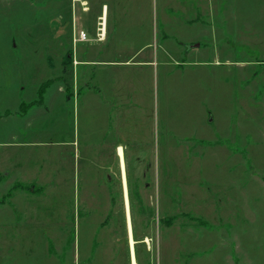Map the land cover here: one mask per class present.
<instances>
[{"label":"rangeland","instance_id":"374dc122","mask_svg":"<svg viewBox=\"0 0 264 264\" xmlns=\"http://www.w3.org/2000/svg\"><path fill=\"white\" fill-rule=\"evenodd\" d=\"M87 1L75 31V0H0V112H18L20 100L48 108L31 107L4 131L41 143L37 181L44 173L60 182L57 201L53 184L16 183L45 197L11 206L0 186V223L9 224L0 264H130L121 187L110 175L106 202L102 168L118 143L127 147L138 264H264V0ZM75 53L96 62L94 97L83 96L84 67L73 85ZM130 59L131 67L111 63ZM113 82L125 90L120 121L114 111L106 126L101 100ZM23 169L10 179L36 178L35 166Z\"/></svg>","mask_w":264,"mask_h":264},{"label":"crops","instance_id":"0c3cea01","mask_svg":"<svg viewBox=\"0 0 264 264\" xmlns=\"http://www.w3.org/2000/svg\"><path fill=\"white\" fill-rule=\"evenodd\" d=\"M76 6H71V25L73 22L74 25V29L76 31V27H77V11L78 9H80V13L81 14H86L90 12V8H89V2L87 0H75ZM77 3L79 4V6H77ZM108 10V9H107ZM103 16L106 17L105 15V6L104 4L102 5V14L100 16L96 17L95 22H98V36L99 39L96 37L93 38V41L96 42H100V43H104L106 41L107 38V30H105V32L103 31V29H101L100 27V21L101 19H103ZM58 18L60 19L61 16L58 15ZM61 22V21H60ZM60 24V23H59ZM72 25V26H73ZM107 28V25H106ZM83 30V31H82ZM102 30V31H101ZM80 31H82L83 33L86 34V32L84 31V29H81ZM58 33L55 34V38L58 39V37H60L62 35V31L61 29L59 31H56ZM92 33V32H91ZM60 35V36H59ZM87 38V37H86ZM58 41H60L58 39ZM87 40H84L82 42H86ZM81 43V42H80ZM87 53V52H86ZM82 54V56L80 57V59H76V55L77 53H75L74 57H75V64H74V69H75V73H74V84L73 85H77V70H79V68L84 67V72H82L81 76L85 79V88L86 90L84 91L83 96H92L94 97V95L99 93L98 90V86L93 84L92 81V72L90 71L89 67H91L93 64H95L96 62L93 59H89L87 54ZM139 51L136 53L138 54ZM84 58V59H82ZM113 64H117L118 66H128L131 67L130 65H132V61L130 60H126L124 62H111ZM145 64H150V63H138V65L140 66H145ZM116 65V66H117ZM78 67V68H77ZM88 69H87V68ZM115 82H113V84H111L109 87V90H112V94H109L110 96H107L105 98V101L101 100V116H102V121L105 122V125L108 126V124H110L111 121V113H113L115 111V116L113 117V122L115 124L120 120H118L119 116H120V110L119 107L122 103H119L120 98L122 96L121 92L123 90H125V86L120 84L116 85L114 84ZM57 91L59 92V94L63 97L64 101L67 102L69 105L71 104H75V100L77 101V99H75L74 101L70 99V101L66 98L65 93H64V89L61 87H57ZM116 100H117V104H116ZM35 101L28 103L23 102L22 100H20L19 103V108H18V112H14V113H10L8 110H4L0 112V127L3 125V133L0 132V136L3 134V137H0V174H3L5 180L4 182L0 183V186H5V188H7V190L5 191V193L9 196H7L6 201L9 203L8 205L11 206L12 201L20 196L23 199L27 198H31L34 200H39L40 198L43 199V197H45L44 195H31V196H26V194H24V192H22L21 190L18 191L17 189H14L15 184L16 183H36V185L40 186V187H45V186H49L51 184L54 185L53 187V195L52 198L57 201V198H59V194H58V186L60 182H58L57 180L52 181L53 179H51L50 177L48 179H43L42 177L44 175V173H42V177L41 180L37 181V177L39 176V170L37 167V160L35 163L36 159L35 157H37L39 159V151L37 150L39 148V146L41 145V143L39 142H35V141H29L27 138V133L24 132L22 130H20L19 132H10V131H4L7 127L9 122L15 118V119H21V120H25L27 113L29 112L30 108L32 107L34 109V111H36V113L41 114L43 111H46L47 105L42 104V106L39 107H33L30 106L31 103H33ZM78 102V101H77ZM124 103V102H123ZM110 104V105H109ZM113 104V109H112V105ZM30 106V107H29ZM118 109V111H117ZM130 112V111H129ZM118 113V114H117ZM131 113V112H130ZM118 115V118H117ZM131 115V114H130ZM132 117V115H131ZM130 117V118H131ZM106 128V127H105ZM109 132H112L110 130V127L108 128ZM111 134V133H110ZM109 137H107V142L111 139H109ZM105 140V138H104ZM67 144L65 142H58L56 144H54V147H65ZM126 146H124L123 144H116L113 148V150L111 151V153H108V157L107 155H104V157L106 159H103L102 161V168L103 171L105 172V176H106V185L105 188H108L107 190V195H106V202H108L109 204L111 203L112 199L110 198L109 195V186H110V175L114 174L117 175L118 177V182H119V186L121 187V200H122V204H123V216L125 219V225H126V234L128 237V232H130L132 234V236L134 235L133 232V227H132V211L130 208V196H129V191H128V176H127V170H126ZM119 150L122 153V157L119 154ZM56 150H54L52 153V157H53V161H54V155H55ZM62 155V154H61ZM112 156V158H114V160L112 159L111 163L109 162V158ZM86 154L84 155V161H86ZM42 159V158H41ZM43 166H42V170H45V157L43 156ZM31 161V162H30ZM57 161H59V159H57ZM55 163V161H54ZM60 163V162H58ZM32 165L35 166L38 173L36 174V178L32 179V181H28V182H23L21 179V175L18 176V178H15V180H11L9 177V173L10 170H12L13 168H15V170H17L18 172L21 170L23 172V168H25L28 165ZM104 165V167H103ZM59 167V165H58ZM53 168V166L51 167ZM9 171V172H8ZM41 175V173H40ZM1 197L3 196V192L0 191ZM5 204H7L5 202ZM5 204H0V208H4ZM130 217V218H129ZM129 222V224H128ZM9 226V224H5V223H0V228L4 227L5 229H7ZM134 238V237H133ZM147 247V245H146ZM135 248V247H134ZM148 248V247H147ZM129 258H130V250H129ZM134 258H135V262L136 264H138L137 258H136V252L134 250ZM130 264H131V258H130Z\"/></svg>","mask_w":264,"mask_h":264},{"label":"bare ground","instance_id":"6f19581e","mask_svg":"<svg viewBox=\"0 0 264 264\" xmlns=\"http://www.w3.org/2000/svg\"><path fill=\"white\" fill-rule=\"evenodd\" d=\"M105 14H106V11H105ZM100 27L105 32V30H106V17L105 16H103V19H101V21H100ZM119 154H120V156L122 155L120 150H119ZM128 224H129V222H128ZM144 242L147 244V246H149V241L147 239L144 240ZM128 244H129V250H130L131 264H136L135 258H134L135 241H134L133 236H132V234L130 232H128Z\"/></svg>","mask_w":264,"mask_h":264},{"label":"built area","instance_id":"2783aa9c","mask_svg":"<svg viewBox=\"0 0 264 264\" xmlns=\"http://www.w3.org/2000/svg\"><path fill=\"white\" fill-rule=\"evenodd\" d=\"M79 39L82 40V41L86 40V34L83 33V32H80Z\"/></svg>","mask_w":264,"mask_h":264},{"label":"trees","instance_id":"16d2710c","mask_svg":"<svg viewBox=\"0 0 264 264\" xmlns=\"http://www.w3.org/2000/svg\"><path fill=\"white\" fill-rule=\"evenodd\" d=\"M44 87V86H43ZM42 89V88H41Z\"/></svg>","mask_w":264,"mask_h":264}]
</instances>
